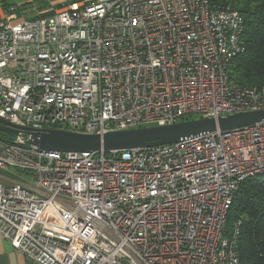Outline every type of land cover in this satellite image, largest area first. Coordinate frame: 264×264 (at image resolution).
<instances>
[{
	"label": "built area",
	"instance_id": "built-area-1",
	"mask_svg": "<svg viewBox=\"0 0 264 264\" xmlns=\"http://www.w3.org/2000/svg\"><path fill=\"white\" fill-rule=\"evenodd\" d=\"M0 2V236L27 264H240L241 185L264 175V121L121 151L47 152L22 129L85 135L264 110L231 82L243 19L213 0ZM12 11V12H11ZM4 136V135H3Z\"/></svg>",
	"mask_w": 264,
	"mask_h": 264
},
{
	"label": "trees",
	"instance_id": "trees-1",
	"mask_svg": "<svg viewBox=\"0 0 264 264\" xmlns=\"http://www.w3.org/2000/svg\"><path fill=\"white\" fill-rule=\"evenodd\" d=\"M213 3L238 10L243 19L246 48L229 63V80L248 86L263 85L264 0H213ZM63 6L57 5L55 9ZM44 13L51 15L52 11ZM237 218L242 223L238 242L240 264H264V175L241 185L228 213V228Z\"/></svg>",
	"mask_w": 264,
	"mask_h": 264
},
{
	"label": "water",
	"instance_id": "water-1",
	"mask_svg": "<svg viewBox=\"0 0 264 264\" xmlns=\"http://www.w3.org/2000/svg\"><path fill=\"white\" fill-rule=\"evenodd\" d=\"M264 121V110L220 116L218 118H199L178 122L172 125L131 129L100 135H85L54 129H22L26 143L47 152H90L121 151L132 148L166 145L189 140L201 135L224 131ZM0 132L17 136L21 130L0 119ZM2 139V136H0Z\"/></svg>",
	"mask_w": 264,
	"mask_h": 264
},
{
	"label": "crops",
	"instance_id": "crops-1",
	"mask_svg": "<svg viewBox=\"0 0 264 264\" xmlns=\"http://www.w3.org/2000/svg\"><path fill=\"white\" fill-rule=\"evenodd\" d=\"M5 10H19L22 15L17 16L14 22L22 18L35 16L37 13L48 11L51 7H56L58 0H0ZM11 11V12H12ZM1 12V10H0ZM0 264H27L24 255L13 249L11 244L0 236Z\"/></svg>",
	"mask_w": 264,
	"mask_h": 264
},
{
	"label": "rangeland",
	"instance_id": "rangeland-1",
	"mask_svg": "<svg viewBox=\"0 0 264 264\" xmlns=\"http://www.w3.org/2000/svg\"><path fill=\"white\" fill-rule=\"evenodd\" d=\"M13 13L18 14V15L24 14V13H22L21 11H19L17 9L14 10ZM199 118H200V116H198V115H192V116L188 117L187 120H195V119H199ZM179 122H182V121L180 120ZM147 127H155V125L144 124V125H141L139 128H147ZM3 135H4V139L8 140V141H14L15 138H16V136H12V135H5V134H3Z\"/></svg>",
	"mask_w": 264,
	"mask_h": 264
},
{
	"label": "flooded vegetation",
	"instance_id": "flooded-vegetation-1",
	"mask_svg": "<svg viewBox=\"0 0 264 264\" xmlns=\"http://www.w3.org/2000/svg\"><path fill=\"white\" fill-rule=\"evenodd\" d=\"M0 136H3V133L2 132H0Z\"/></svg>",
	"mask_w": 264,
	"mask_h": 264
}]
</instances>
